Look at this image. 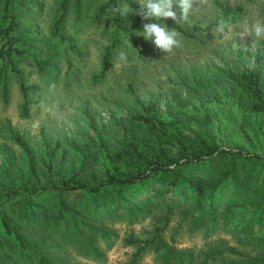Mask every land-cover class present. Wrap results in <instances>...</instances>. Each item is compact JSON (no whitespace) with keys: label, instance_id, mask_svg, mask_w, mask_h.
<instances>
[{"label":"rangeland","instance_id":"1","mask_svg":"<svg viewBox=\"0 0 264 264\" xmlns=\"http://www.w3.org/2000/svg\"><path fill=\"white\" fill-rule=\"evenodd\" d=\"M4 1L0 0V27L7 25ZM130 1L138 4V0ZM64 2L65 7L61 0H9V11L17 21L10 34L14 37L13 46L20 52L12 51L9 58L0 52V179L10 183V175L13 179L16 175L31 177L33 193L41 192L37 200H49L42 208L47 215L58 212L57 195L52 194L51 184H60L61 177L80 168V151H86L81 175L94 173L102 178L106 171L114 169L94 145L83 113L85 108L103 127L110 150L120 141L112 116L127 122L143 102L156 99L158 114L167 117L168 111L174 109V95L189 105L188 113L201 108V118L217 130L221 139L244 143L252 150L264 148L256 140L258 136L264 137V126L255 128L257 125L231 76L254 64L260 63L264 68V40L240 38L243 24L254 18L264 19V0H195L189 22L176 23L171 18L148 21L167 24L181 34V46L172 54H164L152 42L136 35L145 23L138 15L125 19L112 11L127 0H80L79 9L75 0ZM62 10L64 15L54 32V22ZM174 10L179 14L178 7L174 6ZM219 18L229 20L231 29L214 37L213 28ZM4 42L0 39V48ZM121 51L127 54L126 62L117 60ZM258 52L263 55L260 61L256 60ZM193 75L208 83L210 89L214 81L219 83V97L215 98L210 90L203 93ZM8 125L31 146L36 177L30 175ZM132 131L138 135L140 127L135 126ZM42 135L51 142L59 139L61 144L50 172L44 164L47 155ZM62 149L66 156L58 165ZM138 163L139 159L131 154L115 157L120 175L134 171ZM29 191L23 187L0 191V202L8 194L23 200ZM64 194L66 202L75 207L89 200H103L102 194L80 187ZM216 195L220 204L214 220H208L205 211L194 206L195 200L191 203L194 215L185 212L191 204L178 203L161 231L166 246L158 247L155 241L142 248L137 264H202L204 260L205 264H252L250 257L264 249V226L250 225L246 220L236 224L235 217L229 215L240 207L234 199L237 196L241 202V192L232 193L230 187H224ZM151 197L153 202L144 203V208L133 215L118 217L101 210L95 217L88 216L89 220L95 218L92 222L100 228L84 224L69 213L57 222L50 217L30 223L19 216V202L14 196L5 202L12 203L7 210L19 229L26 232L32 228L34 237L43 239L47 256L59 263L133 264L132 252L140 243L127 238L151 236L155 225L161 224L166 215L165 208L157 205L158 199ZM203 203L204 209H208L207 198ZM85 211L92 214L93 206ZM202 212L203 217H198ZM0 242L4 243L1 233Z\"/></svg>","mask_w":264,"mask_h":264},{"label":"trees","instance_id":"2","mask_svg":"<svg viewBox=\"0 0 264 264\" xmlns=\"http://www.w3.org/2000/svg\"><path fill=\"white\" fill-rule=\"evenodd\" d=\"M75 2L79 9L80 0H75ZM127 2L133 8L139 7L130 0ZM61 3L65 7L64 0H61ZM3 8V17L7 19V25L0 27V39H5L0 52L3 57L9 58L12 51L20 52V49L13 46L14 37L10 34L17 25V21L15 15L9 11V0L4 1ZM63 15L64 10L54 22V32L58 31ZM262 57V53H256L257 61H260ZM103 63L107 64V52L103 56ZM231 76L238 86L240 98L257 125L255 128L263 127L264 68L260 63L254 64L251 67L240 69ZM193 79L203 93L210 90L215 98L219 97V83L214 81V87L210 89L209 84L198 76L193 75ZM21 88L26 89L23 82H21ZM2 93L5 98V85ZM172 99L174 109L168 111L167 117L158 114L156 99L143 102L139 110L130 114L127 122L112 116L120 132L121 142H117L116 147L111 150L106 145L103 127L98 125L94 114L85 108L83 113L93 134L94 145L98 147L103 156L110 160L114 169L106 171L102 178L94 173L88 176L81 175L86 163V151H80L83 157L80 161L82 167L72 170L68 177H61L60 184H51V188H54L52 194L56 192L57 195L56 209L58 212L47 215L49 213L42 210L49 200H37L41 192L33 193L34 187L30 186L33 184L31 177H23L26 175L17 177L16 175L13 179L10 175V183L0 179L1 192L8 191V188L17 190L18 187L30 190L23 196V200L7 193L8 198L0 202V233L4 241V243L0 242V264H67L59 263L56 259L47 256L48 252L43 249V239L35 238L36 235L32 228L26 232L19 229L10 211L7 210L12 203L5 202L12 196L19 202V216L30 223L50 217L57 222L59 218H64L69 213L72 218L84 224L100 228L92 222L95 218L89 220L88 216L95 217L101 210L118 217L123 214L133 215L144 208V203H152L153 197L151 196L154 195V199H158L157 205L165 208L166 215L161 224L155 225L151 236L134 237L131 235L127 238L129 242L140 243L132 252L133 264L138 263L137 259L141 249L149 244L157 241L158 247L166 246L161 231L167 226L169 216L178 203L191 204L192 200H195L194 206L200 211H205L208 220L216 219L217 208L220 204L216 192L220 193L224 187H230L232 193L240 194L241 192L244 195L241 202L237 196L235 197L234 200L238 202L236 204H240V207L229 213L230 216L235 217L236 224L240 220H246L250 225L264 226V141H262L264 137L258 138V136L256 139L259 147L263 148L258 150H252L244 143L225 141L221 139L217 130L206 125L201 118V114H204L201 108L188 113L187 103L181 101L176 95ZM135 126L140 127L138 135L132 131ZM8 129L24 155L30 175L36 177L35 155L31 146L13 130L11 125H8ZM42 140L47 155L44 164L50 172L54 169L53 158L61 144L59 139L51 142L44 135H42ZM127 154L135 156L139 159V163L134 171L120 175L115 167V157L121 158ZM65 156V151L62 149L59 153L58 165L64 162ZM8 161L11 164L9 156ZM9 170L8 167L6 172ZM34 182L37 183L36 180ZM78 187L102 194L103 200L101 202L94 201V199L89 200L81 207L70 205L66 202L64 193ZM139 196L142 197L138 199ZM204 198L208 199V209H204ZM89 206H93L92 214L85 211ZM189 208H192V204ZM190 209L185 212L194 215V210ZM203 212L198 217L202 218ZM250 262L264 264V249L252 255ZM202 264H205V260Z\"/></svg>","mask_w":264,"mask_h":264},{"label":"clouds","instance_id":"3","mask_svg":"<svg viewBox=\"0 0 264 264\" xmlns=\"http://www.w3.org/2000/svg\"><path fill=\"white\" fill-rule=\"evenodd\" d=\"M200 2L203 3L204 0ZM194 3L195 0H138V8H133L131 4L124 2L115 6L112 11L125 19L131 14L140 16L145 23H143L142 31L138 30L136 35L143 36L152 42L164 54H172L181 46V34L174 27L169 28L167 24L148 21H164L171 18L176 23L189 22ZM174 6L178 7L179 14L174 10ZM230 29V21L219 18L213 28V36L222 35ZM241 31L243 33L241 40L245 37H253V41L264 40V19H252L241 26ZM233 47L236 48L237 45L234 44ZM117 60L126 62L127 54L121 51Z\"/></svg>","mask_w":264,"mask_h":264}]
</instances>
